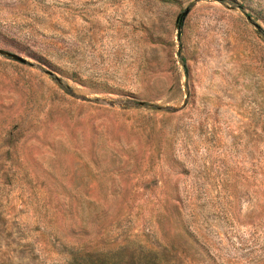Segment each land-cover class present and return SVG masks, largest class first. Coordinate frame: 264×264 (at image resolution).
Masks as SVG:
<instances>
[{"label":"rangeland","instance_id":"obj_1","mask_svg":"<svg viewBox=\"0 0 264 264\" xmlns=\"http://www.w3.org/2000/svg\"><path fill=\"white\" fill-rule=\"evenodd\" d=\"M0 264H264V0H0Z\"/></svg>","mask_w":264,"mask_h":264},{"label":"water","instance_id":"obj_2","mask_svg":"<svg viewBox=\"0 0 264 264\" xmlns=\"http://www.w3.org/2000/svg\"><path fill=\"white\" fill-rule=\"evenodd\" d=\"M12 58H13L14 60L18 61V62H21V63L24 62L22 59H20V58H18V57L12 56Z\"/></svg>","mask_w":264,"mask_h":264}]
</instances>
